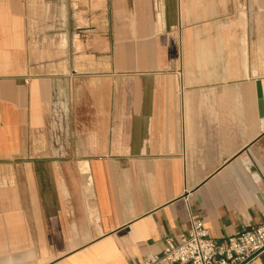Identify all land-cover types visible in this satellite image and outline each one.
Masks as SVG:
<instances>
[{
  "label": "crops",
  "instance_id": "1",
  "mask_svg": "<svg viewBox=\"0 0 264 264\" xmlns=\"http://www.w3.org/2000/svg\"><path fill=\"white\" fill-rule=\"evenodd\" d=\"M194 217L264 223V0H0V264H136Z\"/></svg>",
  "mask_w": 264,
  "mask_h": 264
},
{
  "label": "built area",
  "instance_id": "2",
  "mask_svg": "<svg viewBox=\"0 0 264 264\" xmlns=\"http://www.w3.org/2000/svg\"><path fill=\"white\" fill-rule=\"evenodd\" d=\"M258 252L264 255V223L217 241L204 220L194 217L180 241L168 239L161 252L136 264H249Z\"/></svg>",
  "mask_w": 264,
  "mask_h": 264
},
{
  "label": "water",
  "instance_id": "3",
  "mask_svg": "<svg viewBox=\"0 0 264 264\" xmlns=\"http://www.w3.org/2000/svg\"><path fill=\"white\" fill-rule=\"evenodd\" d=\"M259 254V252L258 253H255L253 256H251L247 261H251L254 257H256L257 255Z\"/></svg>",
  "mask_w": 264,
  "mask_h": 264
}]
</instances>
